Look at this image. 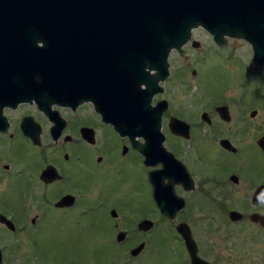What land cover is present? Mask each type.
<instances>
[{"label": "flooded vegetation", "instance_id": "obj_1", "mask_svg": "<svg viewBox=\"0 0 264 264\" xmlns=\"http://www.w3.org/2000/svg\"><path fill=\"white\" fill-rule=\"evenodd\" d=\"M147 75H155L150 64ZM163 87L164 91H153L150 105L166 101L161 131L164 146L173 155L169 165L175 175L166 177L165 184L185 202L174 219L157 209L154 175L162 165L142 150L146 142L155 141V122L141 130V124L150 127L151 122L140 119L141 104L119 109L104 104L100 111L86 97L92 91H72L63 97L56 91H12L20 96L0 99V264H48L47 259L83 264L80 257L64 256L69 251L86 252L100 264L99 257L107 253L105 239H114L121 250L124 240L132 238L131 251L154 232L157 212L178 234L186 264H191L190 254L176 229L181 222L189 225L203 259L230 264L204 256L193 225L202 207L221 213L217 228L246 224L253 229L250 241L264 243V225L251 218L264 216V150L259 144L264 120L252 116L249 91L238 99L230 91H212L210 106L185 107L175 106ZM137 90L147 102L150 80L137 82ZM101 92L107 100L109 92L117 91ZM205 92L197 94L202 98ZM173 118L179 121L173 120L172 127ZM15 142H21L19 149L27 153L10 156L7 151ZM232 211L242 216L233 219ZM145 219L154 221L149 230L139 227ZM124 221L130 227L125 228ZM49 225L51 233H46ZM123 231L126 236L119 241ZM98 232L100 239L86 248L82 239Z\"/></svg>", "mask_w": 264, "mask_h": 264}, {"label": "water", "instance_id": "obj_2", "mask_svg": "<svg viewBox=\"0 0 264 264\" xmlns=\"http://www.w3.org/2000/svg\"><path fill=\"white\" fill-rule=\"evenodd\" d=\"M201 26L220 46L226 45L227 36L248 41L254 63L264 66V0H0V99L20 96L12 91H56L59 97L92 91L84 95L100 111L104 104L118 109L141 104L140 119L151 121L150 127L141 124V130L155 122V141L142 150L162 165L154 175L156 204L162 215L174 219L185 202L165 184L166 177L175 175L161 131L166 101L152 107L150 100L153 91L164 90L159 83L170 75L171 50L184 52L192 29ZM149 64L156 73L146 78ZM148 80L151 93L145 102L134 84ZM101 91L117 92H109L106 100ZM256 114L254 110L252 116ZM173 120L179 121L173 118L172 127ZM259 144L264 150V136ZM241 216L231 212L233 219ZM251 218L264 225V216ZM153 225L145 219L139 227L149 230ZM176 229L185 239L191 264H211L199 255L189 225L181 222ZM125 236L120 232L118 240ZM145 245L141 242L130 255L139 256Z\"/></svg>", "mask_w": 264, "mask_h": 264}, {"label": "rangeland", "instance_id": "obj_3", "mask_svg": "<svg viewBox=\"0 0 264 264\" xmlns=\"http://www.w3.org/2000/svg\"><path fill=\"white\" fill-rule=\"evenodd\" d=\"M195 42L197 44H194ZM183 49L182 53L177 49L171 50L169 63L172 74L165 81H161L163 86L166 85L165 88L175 106H210L213 103V95H210L212 91H230V95L237 99L241 92L249 91L247 99L250 111L257 110L255 119L264 120V66L254 64L252 46L248 41L227 36L225 47H220L214 43L209 33L196 27L192 29L191 39L183 45ZM232 57L238 60L231 59ZM194 70L197 74L193 77ZM200 91H207L202 93V98L197 94ZM21 144L15 142V147L7 153L10 156L27 153L23 147L19 149ZM161 218L162 215L157 212L156 228L143 239L147 244L139 256L130 255V247L134 242L132 238L124 240L121 250H118L120 246L114 239L108 238L103 241L107 253L99 257L100 264H110V261L116 258V264H186L184 245L171 223ZM195 218L193 225L196 236L202 243L204 256L210 261H218L217 258H220L230 264H264V243L251 242L249 239L252 227L246 224H232L230 227L221 224L219 229L217 226L222 222L221 213L214 208H198ZM123 226L127 228L126 221ZM46 231L51 233V225ZM99 239L98 232L82 240L85 247L89 248V245ZM85 253L75 251L74 254L69 251L68 255L64 256L80 257L83 264H96L95 260ZM46 261L48 264L65 263L62 260Z\"/></svg>", "mask_w": 264, "mask_h": 264}, {"label": "bare ground", "instance_id": "obj_4", "mask_svg": "<svg viewBox=\"0 0 264 264\" xmlns=\"http://www.w3.org/2000/svg\"><path fill=\"white\" fill-rule=\"evenodd\" d=\"M200 28L204 29L207 33H209L212 36V34L206 28H204L203 26H201Z\"/></svg>", "mask_w": 264, "mask_h": 264}]
</instances>
